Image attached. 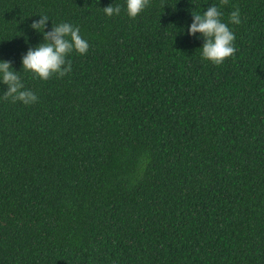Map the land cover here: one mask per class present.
I'll return each instance as SVG.
<instances>
[{"label": "trees", "instance_id": "trees-1", "mask_svg": "<svg viewBox=\"0 0 264 264\" xmlns=\"http://www.w3.org/2000/svg\"><path fill=\"white\" fill-rule=\"evenodd\" d=\"M211 4L241 16L219 65L187 35ZM39 15L89 43L46 81L20 64ZM0 59L38 96L0 99V264H264V0L135 18L123 0H0Z\"/></svg>", "mask_w": 264, "mask_h": 264}, {"label": "clouds", "instance_id": "clouds-1", "mask_svg": "<svg viewBox=\"0 0 264 264\" xmlns=\"http://www.w3.org/2000/svg\"><path fill=\"white\" fill-rule=\"evenodd\" d=\"M149 4V0H123V9L130 18H135ZM121 4L109 3L102 8L105 16L119 15ZM223 13L217 5L211 4L202 12L192 13L191 23L187 26V35L202 39L200 45L201 59L219 65L236 51L234 32L229 24H240L239 8L228 14V23L221 17ZM47 15H39L30 27L39 33L41 41L29 46L20 58L21 69L31 73L34 78L48 80L52 75L62 77L72 71V64L68 57L73 52L84 55L89 49L88 40L80 34V28L70 22L51 23L50 30L45 31ZM21 71V70H20ZM20 71L13 68L10 60L0 59V84L5 85L0 99L20 102L28 106L38 101L36 93L25 86Z\"/></svg>", "mask_w": 264, "mask_h": 264}]
</instances>
